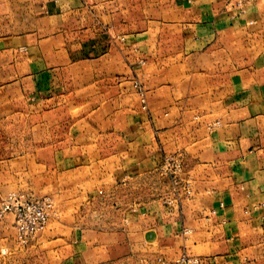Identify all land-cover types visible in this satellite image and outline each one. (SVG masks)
<instances>
[{
  "label": "crops",
  "instance_id": "crops-1",
  "mask_svg": "<svg viewBox=\"0 0 264 264\" xmlns=\"http://www.w3.org/2000/svg\"><path fill=\"white\" fill-rule=\"evenodd\" d=\"M263 20L264 0H0V52L70 32L90 36L98 62L111 58L119 40L110 37L123 38L144 60L140 78L156 82L158 117L144 124L154 130L155 163L185 166V191L139 208L155 213L132 224L133 236L155 255L171 244L172 258L264 264Z\"/></svg>",
  "mask_w": 264,
  "mask_h": 264
},
{
  "label": "rangeland",
  "instance_id": "rangeland-1",
  "mask_svg": "<svg viewBox=\"0 0 264 264\" xmlns=\"http://www.w3.org/2000/svg\"><path fill=\"white\" fill-rule=\"evenodd\" d=\"M30 39L29 52H0V264H167L196 256L172 258L171 244L155 255L133 236L132 224L155 213L139 208L185 191L184 164L172 173L179 158L155 163L146 125L158 117L156 82L140 78L144 60L123 38L110 37L119 40L111 58L98 62L87 34ZM194 87L202 94L201 81ZM30 200L44 204L47 223L26 233L16 213ZM23 219L29 225L30 213Z\"/></svg>",
  "mask_w": 264,
  "mask_h": 264
},
{
  "label": "built area",
  "instance_id": "built-area-1",
  "mask_svg": "<svg viewBox=\"0 0 264 264\" xmlns=\"http://www.w3.org/2000/svg\"><path fill=\"white\" fill-rule=\"evenodd\" d=\"M171 165L174 166L173 174L176 172L181 173V162L180 160L171 161ZM174 174V175H175ZM44 204H39L37 201H29L26 203L21 204L20 209L17 210L16 217H17V226L19 231H23L26 233L38 232L42 230L46 223H47V215L46 212L43 210ZM30 213V224L27 225L25 219V213ZM165 264V263H164ZM167 264H204V262L196 256H188L184 255L181 256L179 259L175 260L172 263Z\"/></svg>",
  "mask_w": 264,
  "mask_h": 264
}]
</instances>
